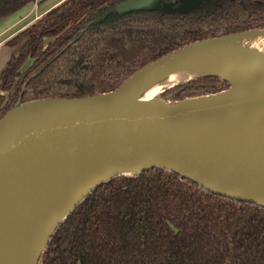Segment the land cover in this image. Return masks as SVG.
Instances as JSON below:
<instances>
[{"label": "trees", "instance_id": "obj_1", "mask_svg": "<svg viewBox=\"0 0 264 264\" xmlns=\"http://www.w3.org/2000/svg\"><path fill=\"white\" fill-rule=\"evenodd\" d=\"M34 1L0 0V20ZM130 1L64 0L8 40L20 48L0 75V121L19 103L115 90L187 44L264 29V0H196L185 8L182 0H160L121 10ZM229 85L200 76L158 98L178 101ZM39 264H264V206L208 191L166 168L121 175L60 223Z\"/></svg>", "mask_w": 264, "mask_h": 264}, {"label": "water", "instance_id": "obj_2", "mask_svg": "<svg viewBox=\"0 0 264 264\" xmlns=\"http://www.w3.org/2000/svg\"><path fill=\"white\" fill-rule=\"evenodd\" d=\"M129 3L122 5L121 10L153 6L148 2L127 8ZM245 31L173 50L110 92L77 100L19 103L1 119L0 221L26 193L42 188L49 191L74 179L86 178L85 195L54 224L34 264H39L60 223L98 186L121 175L166 168L208 191L264 206V126L181 116L189 109L220 102L232 88L228 76L209 70L190 78L213 75L227 80L229 87L216 93L178 101L158 97L148 102L130 100L150 80ZM263 83L261 77L256 85ZM122 168L138 171L106 177Z\"/></svg>", "mask_w": 264, "mask_h": 264}, {"label": "bare ground", "instance_id": "obj_3", "mask_svg": "<svg viewBox=\"0 0 264 264\" xmlns=\"http://www.w3.org/2000/svg\"><path fill=\"white\" fill-rule=\"evenodd\" d=\"M209 70H218L228 76L232 82L231 90L223 94L220 102L189 109L181 116L202 121L228 119L238 124L264 126V83L256 85L264 77V30L242 32L184 60L168 73L150 80L130 100L151 101L169 84ZM137 171L136 168H122L106 177ZM85 179H74L49 191L42 188L23 195L21 202L0 221V264H34L54 224L85 195Z\"/></svg>", "mask_w": 264, "mask_h": 264}, {"label": "crops", "instance_id": "obj_4", "mask_svg": "<svg viewBox=\"0 0 264 264\" xmlns=\"http://www.w3.org/2000/svg\"><path fill=\"white\" fill-rule=\"evenodd\" d=\"M63 1L35 0L14 14L0 20V56L4 58V66L0 69V75L10 57L17 54L20 48L19 46H8L7 41Z\"/></svg>", "mask_w": 264, "mask_h": 264}, {"label": "rangeland", "instance_id": "obj_5", "mask_svg": "<svg viewBox=\"0 0 264 264\" xmlns=\"http://www.w3.org/2000/svg\"><path fill=\"white\" fill-rule=\"evenodd\" d=\"M192 0H182V4H180V8H184V7H188L190 4H189V2H191ZM150 3L151 5H156V6H161L162 4H161V2H160V0H152V2H151V0H133L132 2H130L128 5H127V8H132V7H139V6H141V5H143V4H146V3ZM186 2V3H185ZM165 7H170L171 8V5H164ZM125 9H126V6H125ZM30 61L31 60H29L28 61V63H27V65H29V63H30ZM4 66V58L3 57H1L0 56V69L2 68ZM189 80V79H188ZM185 81H187V80H185ZM185 81H182V82H185ZM176 84V83H175ZM170 86H166L164 89H167V88H170L171 87V85H174V83H171V84H169ZM163 89V90H164ZM233 89H234V92H235V84H234V87H233ZM162 90V91H163ZM161 91V92H162ZM236 93V92H235Z\"/></svg>", "mask_w": 264, "mask_h": 264}, {"label": "flooded vegetation", "instance_id": "obj_6", "mask_svg": "<svg viewBox=\"0 0 264 264\" xmlns=\"http://www.w3.org/2000/svg\"><path fill=\"white\" fill-rule=\"evenodd\" d=\"M182 4V3H181Z\"/></svg>", "mask_w": 264, "mask_h": 264}]
</instances>
